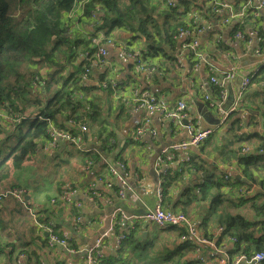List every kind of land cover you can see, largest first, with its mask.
I'll return each instance as SVG.
<instances>
[{"label": "crops", "instance_id": "1", "mask_svg": "<svg viewBox=\"0 0 264 264\" xmlns=\"http://www.w3.org/2000/svg\"><path fill=\"white\" fill-rule=\"evenodd\" d=\"M177 1L181 12L176 13L185 24L197 21L205 25L204 30L198 35L199 49L204 55V61H200L198 65H194L186 53L182 57V66L178 67L175 64L174 57L183 43L176 35L174 50L165 43L159 53L150 55L148 60H145L141 52L148 46L147 41L144 42L137 36L133 37V33L127 28H115L106 34V29H99V24L84 14L85 0L77 1L62 15L71 40L81 39L87 42L90 36L102 31L105 37L113 38V43L106 44L104 40L108 50L107 63L91 69L92 79L87 83L88 86L76 92L79 95L74 99L77 105L65 107L60 114L49 120V125L53 127H65L70 114L80 119L87 129L82 131L78 125L71 127L76 136L74 141H60L57 146L51 147L46 139H37L33 153L18 166H13L10 158L5 163L3 161L15 144L14 135L18 127L15 124L22 120L16 121L12 116H7L0 123V173L4 176L0 182V192L13 187H24L26 189L24 198L31 211H24L25 208L13 196L8 195L0 200V246H4V249L0 250V264H84L87 249L103 231L112 226L115 233H121L126 224L140 227L142 239L146 241L144 253L149 256L146 261L135 258L131 264H165L163 259L175 250L178 243L185 242L180 240L181 234L178 229L181 231L182 227L160 228L140 216L157 203L156 189L160 181L156 166L157 156L164 147L186 138L187 134L183 128H173L170 120H165L154 113L151 116V126L146 129L143 138L132 139V131L142 123L144 116L143 111L133 108L131 100L133 90L135 88L138 92L147 90L163 96L169 106H174L178 100L185 99L187 102L185 121L199 127H216V116L207 108L203 97L206 93L212 99L216 98V88L210 83L209 78L219 77L222 70L236 69L238 71L236 77L227 84V91L231 97L238 93L239 76L258 67L261 69L264 65V44L262 54L257 55L254 51L255 42L245 43L234 39L232 35L240 24L248 33L256 30L264 34L262 14L264 6H260V0H228L237 14L229 18L227 7L215 10L210 0ZM183 1L189 2L188 8L185 6L187 2ZM147 2L148 6L154 9L156 24L161 25L162 13L166 9L163 2L161 0ZM96 10L100 16L101 9L96 7ZM216 36L221 37L219 43L214 41ZM80 49L79 46L73 45L68 51H74L77 55L81 52ZM123 49L134 50L147 63L156 65L158 69L152 78L136 74L132 60L119 56L118 53ZM56 54L58 64L63 66L60 75L67 76L75 70V65L79 66L81 71L77 57L72 64H68L58 53ZM44 66L48 67V70L41 72ZM58 69V66L42 65L39 69L42 82L45 84L51 78H55ZM103 77L119 82V88L117 90L100 88L98 81ZM256 85L258 84L254 83L242 91L239 99L242 109L248 108V113L242 110L231 113L224 127L214 129L218 131L217 138L211 137L213 131L200 147L188 149L190 158L193 156L194 161L197 160L198 164H202L213 176L223 174L224 177V174L228 173L232 178H243L236 160V149H240L244 144L259 146L260 137L264 134V118L257 108H252L260 97L259 92L254 94ZM54 90V85H50L48 90L37 95L34 103L19 104L20 113L27 119L35 117L44 102L52 97ZM239 124L246 130L242 137L235 134ZM151 128L155 129V135L151 134ZM106 137L112 138L106 140ZM184 155L181 152L177 158ZM105 158L107 160H104ZM117 160L126 163L130 186L122 198L118 195L119 183L108 172L109 165ZM187 163L177 166L175 160L169 162L167 166H170L172 171L178 168L180 171L182 168L187 169ZM258 177L264 178V172H259ZM199 181L200 171L191 170L184 173L180 176V181L168 188L167 194H163L162 206L165 209L183 212L197 231L201 241L200 248L197 247L195 251L188 253L186 258H194L196 261L197 256H201L204 264H220L219 254L211 243L214 244L218 240L217 228L222 225L210 221L204 227V216L209 213V201L193 197ZM89 185H93L96 195L91 199L82 195L76 196L83 204L81 213L84 221L80 228L75 229L74 209L70 205L50 204L49 200L63 187ZM222 203L207 217L228 211L232 214L236 212L249 214L253 218L251 213H244L241 206L229 207L225 206V202ZM117 208L131 217L124 219L125 223L112 225L114 219L111 215ZM32 213H37V218L41 221L51 217L57 230L69 237L73 251H67L60 245L48 246L47 234L35 224ZM249 215L247 217L251 218ZM3 217H6L8 222L27 219L32 223L30 234L25 236V233H18L9 224L2 228ZM225 236L226 239L220 243L224 246V252L234 259L236 245L230 242L232 235ZM101 252L104 257L116 255V250L108 242L103 244ZM124 254L126 257H133L130 251L125 250Z\"/></svg>", "mask_w": 264, "mask_h": 264}, {"label": "trees", "instance_id": "2", "mask_svg": "<svg viewBox=\"0 0 264 264\" xmlns=\"http://www.w3.org/2000/svg\"><path fill=\"white\" fill-rule=\"evenodd\" d=\"M77 1L79 0H0V104L7 103L13 109L19 110L22 104L34 103L38 92L33 88V80L39 75L40 65H54L59 68L55 78L47 81L41 90V93H44L50 85H54L52 97L44 102L35 117L25 118L21 124H15L18 126L14 135L15 144L10 148L3 163L10 158L13 166L21 164L33 153L36 140L46 135L49 120L60 114L65 107L77 105V101L71 100L70 95L81 89L77 84L79 66L75 65L73 72L62 76L59 72L63 66L56 60L58 53L65 63L72 64L76 55L68 49L73 45L79 46L80 51L88 50V41L70 39L62 16ZM188 4L189 2L185 3L187 8ZM96 7L102 12L98 16V28L106 29V34L115 28H127L133 33V37L147 41L148 46L141 52L145 60H148V56L159 53L165 43L174 50L177 30L186 25L178 17L177 13L181 12L179 5L176 9L166 7L163 10L161 25L156 24L154 9L148 6L147 0H85L84 14L90 16L91 10ZM251 82L258 84L256 91L262 89L261 93L264 94V65L251 78ZM256 108L264 118V97ZM257 147L264 148V134L260 137ZM236 160L243 178L225 180L223 174L213 176L202 164H198L197 160L194 161L192 156L188 166L186 165L187 169L182 168L163 176L162 195L167 194L168 188L176 185L184 173L191 170L200 171L201 181L197 182V192L193 197L209 201L207 215L215 211L222 202L229 207L241 206L244 213L253 215L252 218L249 214L221 211L209 217L204 216V227L210 221L225 226L218 234L216 243L220 244L221 240L226 239L225 234H230L237 238L235 245L238 248L244 245L245 252H264V178L258 177L259 172H264V152L245 155L240 149H236ZM3 177L0 173V182ZM244 187L250 188L251 191L246 192ZM248 215L251 218H248ZM178 230L180 234L185 231ZM145 243L140 234V227L135 225L116 250V255L104 257L99 264H131L135 258L146 261L149 256L144 253ZM197 247L200 248V244L193 239L178 243L175 250L163 260L165 264H197L194 258H186V255ZM125 250L133 253V257H126Z\"/></svg>", "mask_w": 264, "mask_h": 264}, {"label": "built area", "instance_id": "3", "mask_svg": "<svg viewBox=\"0 0 264 264\" xmlns=\"http://www.w3.org/2000/svg\"><path fill=\"white\" fill-rule=\"evenodd\" d=\"M165 7L174 8L178 7L177 0H161ZM213 8L219 10L221 7H227L228 17L233 18L237 14L228 3V0H210ZM260 6H264V0H260ZM90 17L94 22H98V15L95 10H91ZM228 19H225L227 21ZM205 25L203 23L193 21L190 24L179 27L176 33V37L183 40L177 54L174 57L175 64L178 67L182 66V57L186 53L188 58L194 62V65H198L200 61H204V55L199 49L198 35L204 30ZM233 38L238 39L245 43H256L254 49L257 55L262 54V45L264 44V34L258 33L256 30L248 33L244 30L241 24L236 27L233 32ZM112 37H105L104 32H97V34L90 36L88 38V50L81 51L77 53V59L80 62L81 71L78 77V85L80 88H84L92 79L91 69L95 66H104L107 63L108 50L104 45V40L106 44H112ZM221 40L220 36H216L214 41L219 43ZM121 57H127L132 60L134 65V72L136 74H144L148 78H152L153 74L157 71L158 67L156 65L148 64L142 56L134 51L123 49L119 53ZM262 59V56H261ZM259 70V67L256 70L250 72H244L239 76V89L238 93L233 95V99L225 107L226 101L228 99L227 84L233 80L237 75L236 69L222 70L219 73V77L211 76L209 78L210 83L216 88V98L212 99L208 94L204 93V101L207 104V108L215 114L216 118V127L214 126H205L199 127L197 124L185 121L187 114V102L185 99L178 100L174 106L167 105L166 101L163 99V96H158L154 93H150L147 90L138 92L135 88L133 90L132 105L135 110H140L144 112L142 123L137 126L131 133V138L134 140H141L146 132V129L151 126V116L156 113L159 114L161 118L165 120H170L172 122L173 128H183L187 134L186 138H183L177 142H174L166 147H164L159 155L156 158V166L158 174L160 175V181L158 182L157 192V203L155 206L145 212L144 215L140 218L152 222L160 228H169V227H182L185 231L180 235V240L188 241L189 236H197V231L194 228L192 222L187 218V216L181 211H172L165 209L162 206V182L163 176L167 173H171L172 170L167 164L171 161L177 162L179 164H184L185 162L190 161V156L188 154V149L200 147L204 141L211 135L215 128L224 127L225 122L231 113L242 110L248 113V108H243L239 104V99L242 95V91L249 88L252 84L251 78ZM33 85L38 88V77L34 78ZM120 83L112 78L103 77L98 81V86L102 89H113L117 90ZM203 89V86H201ZM77 96L76 92L70 95V99L73 100ZM0 107V123L7 116H12L16 121L22 120L25 116L19 111L13 109L7 103L1 104ZM212 113V114H213ZM213 114V115H214ZM78 125L80 130L86 131L87 127L80 119L76 118L74 114H70L65 127H53L48 125L46 130V135L42 139H46L47 143L51 147H55L59 144L60 141L71 140L74 141L76 136L73 134L71 127ZM152 135L156 134L154 128L150 129ZM246 133L245 128L242 124L237 126L235 130L236 136H244ZM183 152L185 155L183 157H178L179 153ZM240 152L247 154L263 153L264 148L251 146L244 144L240 148ZM104 160H107L106 158ZM178 168V167H177ZM179 169V168H178ZM175 170V171H178ZM108 172L116 178L117 182L120 185L118 189L119 197H124L125 192L130 189L127 172H126V163L123 160H117L115 163L110 164L108 167ZM225 180H231L232 177L230 174H224ZM110 185V182L108 183ZM243 190L250 192L251 189L244 187ZM26 189L24 187H13L7 189L6 191L0 192V200L3 197L8 195L13 196L20 205L28 209L29 206L24 198ZM82 195L89 197L90 199L96 195V191L93 185L86 187H63L56 194L50 197V204H65L70 205L74 211V224L73 227L78 229L83 224V215L81 213V208L83 206L82 202L76 199V196ZM53 215V212H51ZM35 224L43 229L47 236L46 242L48 246L60 245L64 247L67 251H73L72 243L69 241V237L66 234L60 233L53 219L47 218L42 221L37 218V213H32ZM114 219L112 225H120L125 223L123 220L128 219L131 216H127L120 208H117L114 213L111 215ZM137 218V217H134ZM133 226L125 225L124 231L121 233H115L113 227L110 226L106 231H103L95 240L94 244L87 249V254L84 264H99L103 259V254L101 252V247L104 243L108 242L112 244V247L116 250L126 239L129 230ZM218 232L221 233L224 230V227L218 226ZM199 238V237H198ZM230 239L233 243H237V238L230 236ZM200 241V238H199ZM201 242V241H200ZM218 255V262L220 264H264V252L263 251H251L247 253L243 250L244 245H240V248L236 246V256L234 259H231L228 254L224 252V246L220 243H211ZM24 255V254H23ZM197 264H204V260L201 256L196 258ZM43 264V263H41Z\"/></svg>", "mask_w": 264, "mask_h": 264}, {"label": "rangeland", "instance_id": "4", "mask_svg": "<svg viewBox=\"0 0 264 264\" xmlns=\"http://www.w3.org/2000/svg\"><path fill=\"white\" fill-rule=\"evenodd\" d=\"M262 14L264 15V10L262 11ZM259 61H260V58H259ZM41 66L42 65H40V67H39V69L41 68ZM45 70H48V67H46V66H44L40 71L41 72H43V71H45ZM257 87H259V86H257ZM36 90L38 91V94H41V90H39V88H36ZM262 89H260L259 91L257 90L255 93L257 94V92H259V95L258 96H260L259 97V100H257V102H255L253 105V107L252 108H256V107H258V105L261 103V101H262V99H263V97H264V94H262L261 91ZM254 93V94H255ZM2 105L0 104V107H1ZM20 112V111H19ZM225 124H226V122H225ZM222 128V127H221ZM217 134H218V131H214L213 133H212V135H211V137L213 138V139H215V138H217ZM109 138H112V137H108V139ZM4 149H6V148H4ZM223 205V203L219 206V208L221 207ZM22 206V205H21ZM23 207V206H22ZM25 208V210L24 211H29V212H31L28 208H26V207H24ZM26 211V212H27ZM23 223H25V225H23ZM7 224H9V226L10 227H14L16 230H17V232L19 233V232H21L22 234L23 233H25L26 235L25 236H28L29 234H30V232H31V227H32V223L30 222V221H28L27 219H24V220H21V219H19V220H15V221H13V222H8L7 221V218L6 217H3V222H2V228H5L6 226H7ZM4 249V246H0V250H3Z\"/></svg>", "mask_w": 264, "mask_h": 264}, {"label": "clouds", "instance_id": "5", "mask_svg": "<svg viewBox=\"0 0 264 264\" xmlns=\"http://www.w3.org/2000/svg\"><path fill=\"white\" fill-rule=\"evenodd\" d=\"M79 53V52H78ZM76 57H77V55H76ZM259 70H260V67H259ZM80 74V73H79ZM35 77H38V84H39V90H43V86H44V83L42 82V77L40 76V75H36ZM34 77V78H35ZM79 77V76H78ZM34 81V80H33ZM77 84H78V78H77ZM79 86V85H78ZM87 87V86H86ZM33 88L36 90V87L33 85ZM85 88V87H84ZM81 89H83V88H81ZM37 91V90H36ZM38 92V91H37ZM75 92H77V91H75ZM17 111H20V109L19 110H17ZM25 119V118H24ZM23 120V119H22ZM19 121H21V120H19ZM48 125H49V122H48ZM44 137V136H43ZM42 137V138H43ZM223 227V226H222ZM225 229V228H224ZM118 249V248H117ZM116 249V250H117ZM103 258H104V256H103Z\"/></svg>", "mask_w": 264, "mask_h": 264}, {"label": "bare ground", "instance_id": "6", "mask_svg": "<svg viewBox=\"0 0 264 264\" xmlns=\"http://www.w3.org/2000/svg\"><path fill=\"white\" fill-rule=\"evenodd\" d=\"M190 239H193L194 242L199 243V238L197 236H189Z\"/></svg>", "mask_w": 264, "mask_h": 264}, {"label": "water", "instance_id": "7", "mask_svg": "<svg viewBox=\"0 0 264 264\" xmlns=\"http://www.w3.org/2000/svg\"><path fill=\"white\" fill-rule=\"evenodd\" d=\"M233 99V95H231V97H230V95L228 96V99H227V101H226V104H225V107H227V105L230 103V101ZM143 236V235H142Z\"/></svg>", "mask_w": 264, "mask_h": 264}]
</instances>
